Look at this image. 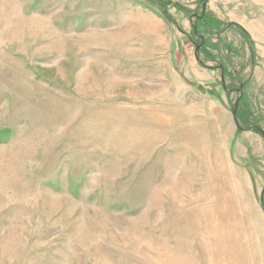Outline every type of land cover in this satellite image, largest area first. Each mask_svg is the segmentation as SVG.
I'll list each match as a JSON object with an SVG mask.
<instances>
[{
  "label": "rangeland",
  "instance_id": "rangeland-1",
  "mask_svg": "<svg viewBox=\"0 0 264 264\" xmlns=\"http://www.w3.org/2000/svg\"><path fill=\"white\" fill-rule=\"evenodd\" d=\"M261 130L264 0H0V264H264Z\"/></svg>",
  "mask_w": 264,
  "mask_h": 264
},
{
  "label": "water",
  "instance_id": "water-1",
  "mask_svg": "<svg viewBox=\"0 0 264 264\" xmlns=\"http://www.w3.org/2000/svg\"><path fill=\"white\" fill-rule=\"evenodd\" d=\"M198 50H199V47L197 46V48H196V59L199 60L200 63L202 64V61L200 60V58H199V56H198ZM233 115H234V119H235V121H236L237 126L240 127L239 124H238L237 118H236V112H235V111L233 112ZM261 132H262L263 135H264V131L261 130Z\"/></svg>",
  "mask_w": 264,
  "mask_h": 264
},
{
  "label": "crops",
  "instance_id": "crops-1",
  "mask_svg": "<svg viewBox=\"0 0 264 264\" xmlns=\"http://www.w3.org/2000/svg\"><path fill=\"white\" fill-rule=\"evenodd\" d=\"M244 235L245 236L240 241H242V243L249 242L251 240L250 235H248V234H244Z\"/></svg>",
  "mask_w": 264,
  "mask_h": 264
},
{
  "label": "trees",
  "instance_id": "trees-1",
  "mask_svg": "<svg viewBox=\"0 0 264 264\" xmlns=\"http://www.w3.org/2000/svg\"><path fill=\"white\" fill-rule=\"evenodd\" d=\"M196 28H198L197 25H196ZM239 128H240V127H239ZM261 202H262V205L264 206V190H263V192H262Z\"/></svg>",
  "mask_w": 264,
  "mask_h": 264
}]
</instances>
